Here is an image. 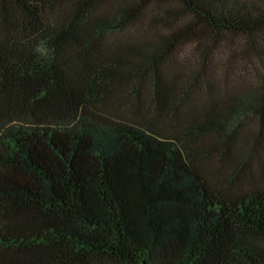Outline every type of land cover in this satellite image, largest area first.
Segmentation results:
<instances>
[{
  "label": "trees",
  "instance_id": "16d2710c",
  "mask_svg": "<svg viewBox=\"0 0 264 264\" xmlns=\"http://www.w3.org/2000/svg\"><path fill=\"white\" fill-rule=\"evenodd\" d=\"M226 43L255 82L215 81ZM245 113L264 0H0V264H264V190L187 149Z\"/></svg>",
  "mask_w": 264,
  "mask_h": 264
},
{
  "label": "rangeland",
  "instance_id": "374dc122",
  "mask_svg": "<svg viewBox=\"0 0 264 264\" xmlns=\"http://www.w3.org/2000/svg\"><path fill=\"white\" fill-rule=\"evenodd\" d=\"M231 45L226 43L219 46L214 75L219 84L227 82V86L231 87L229 91H232L233 86L242 84L233 74L235 69L245 68L248 72L247 81L253 83L256 79L254 67H260L254 58L252 61L241 59L242 53L239 51L235 55L236 59L227 64ZM191 48V45H187L183 54H189ZM226 64L228 68L224 70ZM189 69L187 67V73ZM224 71L227 73L223 75ZM191 95L199 103H203L206 97L204 91L197 89ZM187 149L210 178L223 182L231 180L244 189L260 187L264 190V120L256 115L245 113L229 120L220 119L214 124L203 122L187 125ZM102 264L115 263L105 261Z\"/></svg>",
  "mask_w": 264,
  "mask_h": 264
}]
</instances>
